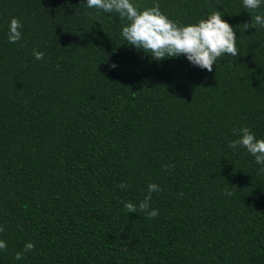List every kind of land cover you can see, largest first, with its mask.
I'll list each match as a JSON object with an SVG mask.
<instances>
[{
	"label": "trees",
	"instance_id": "16d2710c",
	"mask_svg": "<svg viewBox=\"0 0 264 264\" xmlns=\"http://www.w3.org/2000/svg\"><path fill=\"white\" fill-rule=\"evenodd\" d=\"M86 2L0 0V264H264V171L229 147L233 128L264 139V4L158 0L178 25L232 26L240 55L208 72L128 45ZM150 183L158 216L127 213Z\"/></svg>",
	"mask_w": 264,
	"mask_h": 264
},
{
	"label": "clouds",
	"instance_id": "9594fccd",
	"mask_svg": "<svg viewBox=\"0 0 264 264\" xmlns=\"http://www.w3.org/2000/svg\"><path fill=\"white\" fill-rule=\"evenodd\" d=\"M242 2L243 6L250 10H255L264 4V0H242ZM85 6L105 13H115L120 19L126 20L128 23L122 27L121 36L128 45L141 50L156 61L184 55L192 65L212 72L213 65L221 56L227 54L235 58L240 55L235 31L222 19V13L218 10L196 24L181 26L161 12L158 0H153L151 7L142 10L139 5L133 3V0H87ZM255 25L264 27V16L257 14L254 17ZM21 28L19 19L13 17L8 31L10 43H17L22 39ZM32 55L36 60L44 58V52L36 49H33ZM110 67L115 68L116 65L112 64ZM232 131L237 139L232 140L229 147L245 148L264 171V139H257L247 127L233 128ZM170 167L172 166L165 165L163 170L167 172ZM118 187L124 189L129 185L121 183ZM159 191L161 189L157 184L150 183L147 194L138 204L126 202L124 208L127 213L139 211L145 213L148 219H153L159 212L150 208L151 194ZM233 194L231 191L225 193L227 196ZM3 231L4 228L0 226V232ZM6 247V242L0 240V250ZM34 247V242L25 243L23 252H17L15 259H22L23 254L32 251Z\"/></svg>",
	"mask_w": 264,
	"mask_h": 264
}]
</instances>
